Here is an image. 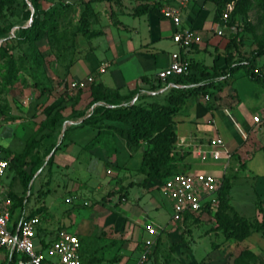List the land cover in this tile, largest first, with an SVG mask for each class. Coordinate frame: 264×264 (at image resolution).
Returning <instances> with one entry per match:
<instances>
[{
	"label": "rangeland",
	"instance_id": "374dc122",
	"mask_svg": "<svg viewBox=\"0 0 264 264\" xmlns=\"http://www.w3.org/2000/svg\"><path fill=\"white\" fill-rule=\"evenodd\" d=\"M179 0H94L90 4L88 31L97 32L107 25L118 26V20L125 21V16L132 15L139 5L157 8L160 10L171 7ZM235 1V0H234ZM87 0H39L37 7L40 10H56L58 13L57 29L55 34L46 36L30 47L17 40L18 30L26 27L33 14V8L28 0H0V27L6 29L5 46L7 52L14 58L17 69L16 80L11 85H4L1 79L3 59L0 58V148L4 155L12 159L10 170H6L1 183L3 192H8L16 198H26L24 214L34 210L38 213L36 240L48 245L58 230L71 234H79L82 238L80 253L89 264H116L125 256V264H134L133 259L144 250L148 251L145 264H184L183 256L188 255L190 249L194 261L197 263L215 261V264H232L233 258L244 249L250 251L254 258L247 260V264H264V237L260 233H252L247 244L226 240L221 231L215 229L214 219L211 216H200L186 222L176 223L172 227L173 234L166 236L158 233L156 227H166L170 223V203L161 191V181H150L148 190L139 183H127L121 187L117 184V176L109 175L105 182H100L102 171L109 170V165L97 163L88 168V175H81L82 166L72 164L68 171L60 169L56 164L60 149L65 143L62 139V126L65 122L77 117L86 118L92 110L84 100L82 110L75 111L78 96L73 95L66 88L64 81L55 75L58 68L73 60L77 42L86 41L78 37L79 17L83 10L82 3ZM179 3V2H177ZM186 7L198 11H207L204 18V28L215 30L211 19L214 17V5L205 0H186ZM64 4L66 7H62ZM233 5V3H232ZM29 12V19H24V12ZM120 15V16H119ZM237 25V27L235 26ZM252 28L251 32L243 30L245 26ZM108 29L114 30L112 27ZM224 29V28H223ZM227 43L234 39L231 50L233 58L245 64L248 59L254 70L264 73V54L254 55L258 51V43L264 41V12L254 0H246V13L233 21V26L225 28ZM234 33H236L234 35ZM1 42V41H0ZM226 43V44H227ZM225 44V45H226ZM224 58V51L222 53ZM231 88L240 97V114L244 122L251 128H257L255 144L264 143V92L259 84L248 81L241 68L236 69L230 76ZM208 90L210 105L216 100L220 92L221 82ZM86 88L80 90V94ZM163 96L165 95L162 94ZM203 97V96H201ZM206 97V96H204ZM228 97L234 98V93ZM146 100L162 103L163 98L148 97ZM62 105L65 109L71 108L68 115H63L60 126L51 128L48 118L52 112ZM229 110L234 122L239 120L236 114ZM258 119V124H252V118ZM240 125V130L243 126ZM237 123V124H238ZM225 137L236 140L237 128L229 118L221 121ZM103 125V122L100 123ZM5 126V127H4ZM72 127V126H71ZM104 131L109 128L102 126ZM72 134V133H69ZM73 136V135H69ZM141 147H144L142 144ZM87 150V149H86ZM53 154L51 165L46 163ZM176 160L175 171L184 173H205L215 178H221L222 168L219 162L206 158H198V165H188L192 161L187 153H169ZM200 163V164H199ZM54 164V165H53ZM138 165V160L132 159L129 167ZM53 165V166H52ZM20 171L29 177L26 187L21 184ZM139 173V172H138ZM228 176V171L225 174ZM257 176H264V154L255 153L251 162L244 170L235 174L227 194V213H232L246 220H260L257 212V203L264 207V192H257L253 183ZM139 178V176H137ZM67 179H70L69 181ZM73 181V182H72ZM79 185L84 194H72L69 186ZM136 186V187H133ZM132 187V188H131ZM129 188V189H128ZM128 189V190H127ZM264 190V189H263ZM42 196L38 197V193ZM19 194V196H17ZM156 210L150 206L155 205ZM263 203V205H262ZM230 209L233 211L231 212ZM141 210L143 215H134ZM112 215V216H111ZM111 216V217H110ZM117 222L122 228L109 224L108 220ZM89 221L90 228L84 235L85 222ZM108 223V224H106ZM151 224L152 232L145 226ZM117 225V226H118ZM76 234V235H77ZM261 237H260V236ZM260 239L254 240V239ZM240 243V244H239ZM5 253L0 250V260ZM175 257V258H174ZM174 259H178L176 262Z\"/></svg>",
	"mask_w": 264,
	"mask_h": 264
},
{
	"label": "crops",
	"instance_id": "0c3cea01",
	"mask_svg": "<svg viewBox=\"0 0 264 264\" xmlns=\"http://www.w3.org/2000/svg\"><path fill=\"white\" fill-rule=\"evenodd\" d=\"M177 2L174 3L173 6L178 11L179 27L182 29L187 28L194 30L200 36V42L198 44L192 45L186 49L177 47L171 41V35L174 30L172 25L167 20H159L152 14L139 17L121 14V16H125L124 18L127 20L120 21L117 19L119 23L118 26L107 25L98 30V32H100L99 36L86 41H78L73 61L70 64L66 63L59 67L55 75L59 77V80L64 81L67 91L69 83L91 76L93 79L92 84H101L103 87L117 91L123 96L133 92L135 89H139L140 94L161 99L163 98L162 94L169 90V88H167L168 85L178 89L183 88L182 85L174 86L171 83L166 85L164 81H160L156 78V74L169 65L171 61L170 56L173 53H176L181 60L191 65L188 75L196 80H199L200 72L202 71H210L212 68L223 70L225 68V63L220 53L224 51L225 44L227 43V35H225L224 31L225 28L219 24L213 23L211 19L212 24L216 27L215 30L209 28L203 29L204 18L208 12L202 10L197 12L195 7L190 9L186 7L185 3L181 4ZM109 27H112L114 30L108 29ZM217 30L221 31V36L215 35V31ZM101 65H106V68L103 73H98L97 69ZM231 74L227 75L225 85L222 86L220 92L216 95V100L212 101V105H210L211 103L207 96V99H205L204 96L190 97L185 100L180 110L173 115L172 122L176 137L175 142L181 141L184 143L183 147L175 150V153L189 154L188 158H192V161L187 162L188 165H198V162H196L198 157L193 153L197 145L204 144L208 139L218 138L223 142L225 149H227L231 155L226 170L228 174L235 175L239 171L245 169V166L251 162L255 153L262 152L260 150L262 143H254L255 139H257L256 136L258 133L256 129L258 127L252 129V126L244 122L243 115L240 114L239 105L241 99L235 91L230 89ZM142 78L146 79V82H141L140 79ZM216 84L215 82L214 85ZM157 85L158 88L154 89V91L150 90L151 86L155 87ZM190 86L191 85L185 87ZM260 87L264 92V88L261 85ZM68 92L73 95L76 91ZM229 93H234L235 97H228ZM136 98L137 95L134 96L131 102L135 101ZM84 100H86L87 103L89 102L87 90L80 94L73 110H82L81 104L84 103ZM145 102H153V100L145 99ZM228 109L236 114L239 123L234 122V119L229 115ZM70 112L71 108L69 107L65 109L62 114L68 115ZM224 118H229L232 124L237 128L236 140H230L225 137L224 128L221 124ZM82 119L83 117L79 116L75 120L71 119L63 124L61 136L62 139H65V143L60 147L63 153L59 155V162L56 165L65 171H68L72 164L75 166L81 165L82 168L80 171L78 170V175L79 172L81 175H88V168L94 164L100 163L103 167L105 164H108L110 173L106 174V172L102 171L99 176L101 179L99 183L105 182L104 180H106L109 175L117 176L118 180L116 183L120 184L119 187L124 184L126 186V184L130 182H141L143 175L138 173L141 149L135 153H130L124 138L120 137L116 132V130L125 132L129 130L130 125L127 122H103L101 126H105L109 129L104 131V129L101 128L99 139L97 142H94L97 132L90 129L88 126L80 125ZM240 121H242L241 125L243 126V130H240L238 126L240 125ZM252 122V124H258V119L254 116ZM89 143H93V145L86 150V146L89 145ZM51 155L53 157V154ZM135 158L138 160V165L134 164V166L130 168L129 165L132 159L135 160ZM218 165L221 167V163ZM137 176H139V178ZM67 180L69 181L70 179ZM235 180L236 178L232 181ZM150 183L151 182L148 181L145 183L144 187H141L148 190ZM73 184L74 183L69 186L72 194H84V190H81L78 184L75 186ZM253 185L257 192L259 190V192L263 193L264 176H257ZM3 194L7 196L10 193L3 192ZM17 196H19V194ZM260 198L262 200L264 199L262 195H260ZM154 204L155 205L151 204L150 206L153 210H156V203ZM133 214L137 216L143 215L141 210ZM110 217L107 219L108 223L119 228L120 226L117 222L110 221ZM174 224L176 223H168L167 226L170 227L168 229L164 226H158L160 229L158 233L166 236L173 234L175 229L172 227ZM84 226L85 231L82 235L85 234L88 238L89 236H87L86 230L90 228L89 221H86ZM122 227L123 225H121L120 228ZM76 234L77 233H75V235ZM253 234H250L245 239L244 242L246 244ZM76 236L82 240L79 234ZM254 240L260 241L258 238ZM241 244L243 245L244 243L242 242ZM187 253V256H183L182 262L184 264H215V261L212 260L197 263L194 261L190 249H188ZM136 258L137 257H135L133 261H136ZM174 260L179 262L178 259ZM125 263L126 258L122 256L116 264ZM180 264L182 263L180 262Z\"/></svg>",
	"mask_w": 264,
	"mask_h": 264
},
{
	"label": "trees",
	"instance_id": "16d2710c",
	"mask_svg": "<svg viewBox=\"0 0 264 264\" xmlns=\"http://www.w3.org/2000/svg\"><path fill=\"white\" fill-rule=\"evenodd\" d=\"M33 8V14L30 16V23L18 30L17 40L21 43H26L30 47H34V44L46 36L55 34L57 29L58 13L56 10H40L37 7V1L28 0ZM214 5V17L212 22L219 24L224 28H230L233 26V21L246 13V0H205ZM256 4L264 12V0H254ZM94 0H87L82 3L83 10L79 17V29H77L78 37L90 40L100 35V32L88 31L89 15L87 12L91 9L90 4ZM233 3L232 11L230 12L225 23L220 21L222 11L226 4ZM0 3V9L2 8ZM62 7H66L62 4ZM152 14L159 20H163L161 14L157 8L148 7L146 5H139L132 13V17H139L142 15ZM24 19H29V12H24ZM116 24H114L115 26ZM237 27V25L235 24ZM243 30L250 31L251 27L248 25ZM7 31L3 27H0V58L3 59L1 68L3 73L1 79L4 85H11L15 80L16 67L14 58L7 52L5 41ZM236 33H234L235 35ZM234 45V39L228 41L224 47V63L225 68L223 70H217L212 68L210 71L200 72L199 80L190 77L188 73L181 74L175 77L166 79L164 82L175 85H182V89L171 87L163 96V102H145L146 95L140 94L139 89H135L133 92L127 95H120L117 91L107 89L101 84H90L86 90L88 92V108L92 107L91 113L83 118L80 125L88 126L90 129L97 132L94 142L99 139L101 122H127L130 125L129 130L123 132L116 130L120 137H123L128 151L135 153L141 149L140 164L138 172L143 175L141 186H144L146 182L158 180L163 181L166 177L170 176L175 171V163L177 159L181 157L171 158L168 154L173 153L176 137L173 131V115L180 110L184 105L186 99L196 96H207L208 90L212 89L216 80L221 81L220 87L225 85V79L227 75H230L238 68L243 70L244 76L249 81L256 82L264 88V73L254 72V68L248 59L245 60V64L237 62L231 53ZM264 54V41L258 43V51L254 55ZM71 60L69 64L72 62ZM188 71L191 69V65H188ZM220 78V79H219ZM141 82H146V79H140ZM201 83V84H198ZM191 85L190 87H185ZM158 88V85L150 87L151 91ZM80 90L77 92V96H80ZM137 95L135 101L131 102L134 96ZM65 109V105L57 107L48 118L47 124L51 128H57L60 126L62 115L61 112ZM144 147H141V145ZM93 143H89L86 146L90 148ZM260 150L264 153V143L260 147ZM4 154V150L1 149ZM176 154V153H173ZM4 156L8 157L7 154ZM12 159L9 160L7 170L11 168ZM46 163L51 165L52 155L47 159ZM21 184L26 187L29 182V177L24 176L23 171H20ZM235 178L234 174L228 176H221L220 186L217 192L218 207L211 215L208 212L206 216H211L214 219L215 229L221 231L226 240H233L235 242H242L252 233H260L264 237V210L261 208L260 203H257V212L260 215V220H246L232 213L231 216L227 213V194L230 189L232 180ZM42 194L39 192L38 197ZM7 197L11 201L9 208V220L15 221L17 218L26 215L24 214V205L26 204V198H16L12 194H8ZM232 212L233 210L230 209ZM40 210H34L28 213L26 216H38ZM198 217L185 216L184 222L189 219H197ZM80 246L81 245V240ZM40 245L44 248L46 245L40 241ZM80 248V251H81ZM81 257V264H89L85 258ZM253 254L247 249L241 250L232 260V264H247V260L253 259ZM18 258L15 255H5L0 264H16Z\"/></svg>",
	"mask_w": 264,
	"mask_h": 264
},
{
	"label": "built area",
	"instance_id": "2783aa9c",
	"mask_svg": "<svg viewBox=\"0 0 264 264\" xmlns=\"http://www.w3.org/2000/svg\"><path fill=\"white\" fill-rule=\"evenodd\" d=\"M186 0H179L182 4ZM232 3L225 5L220 21L225 23L230 12ZM164 20H167L173 27L171 41L179 48L186 49L200 42V36L192 29L179 27V15L175 8L167 7L160 10ZM215 35L221 36L220 30ZM169 65L156 74V78L165 81L168 78L189 73L188 63L181 60L176 53L171 54ZM106 65H101L98 73H103ZM254 72H256L254 70ZM92 77L88 76L79 81L68 84V91H78L92 84ZM172 86L168 85L167 88ZM207 99V97H205ZM183 142H175V150L183 147ZM188 147V146H185ZM193 153L198 158H208L221 163L222 176L227 169L230 160V153L225 149L223 142L218 138L208 139L204 144L197 145ZM10 158L4 156L0 148V250L5 255H15L18 260L16 264H81L80 239L71 233L58 230L54 239L41 247L40 241L36 240L37 248L34 246L38 216L28 217L23 215L15 221L9 220L10 199L3 194L2 177L7 170ZM110 171L107 170L106 174ZM221 178H215L205 173H184L176 172L166 177L161 182V191L170 203V222L181 223L185 216L200 217L206 212L213 214L218 207L217 192ZM148 232H152L151 224L145 226ZM155 229L160 230L158 227ZM148 251L141 252L134 264H145Z\"/></svg>",
	"mask_w": 264,
	"mask_h": 264
}]
</instances>
